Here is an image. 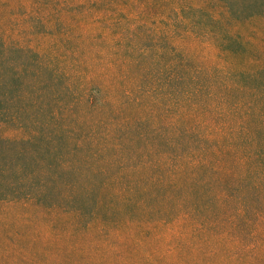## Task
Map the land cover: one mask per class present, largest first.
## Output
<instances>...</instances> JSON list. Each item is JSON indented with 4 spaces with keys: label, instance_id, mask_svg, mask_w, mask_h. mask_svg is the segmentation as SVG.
I'll list each match as a JSON object with an SVG mask.
<instances>
[{
    "label": "trees",
    "instance_id": "obj_1",
    "mask_svg": "<svg viewBox=\"0 0 264 264\" xmlns=\"http://www.w3.org/2000/svg\"><path fill=\"white\" fill-rule=\"evenodd\" d=\"M28 1L25 18L34 16L41 26L49 23L51 30L63 28L53 45L74 40L73 30L85 26L113 40L111 54H119L123 65H138L149 55L160 59L166 51L172 53L173 61L159 63L158 72L144 80L147 82L142 80L149 84L148 88L131 85L120 89L122 99L136 106L142 101V97L132 100L136 93L147 98L153 94L151 105L159 106L163 104L161 97H169L177 89L187 97L205 91L207 99L213 100L216 95L210 84L201 82L206 72L187 74V68H197L190 66L182 50L184 40L193 38L215 51L221 62L214 66V76H221L217 77L219 86L243 94L232 106V114L239 122L235 127L222 124L209 128L207 138L213 139V133L221 132L218 139L199 136L196 147L184 155H173L167 162V178L145 180L151 187L144 195L160 206H180L186 194L190 197L189 210L173 227L190 226L192 235L149 236L157 244L166 241V245L156 257V252H150L148 263L168 264L171 260L172 264H264V0ZM35 1L41 2L42 10L34 9ZM68 19L71 27L65 24ZM13 38L12 30H0V125L15 127L8 136L0 137V201L45 202L54 197L60 185L56 174L59 170L65 171L61 175L67 179L75 173V167L68 164H59L56 170L57 150L51 146L63 139L61 132L67 130L63 124L75 117L77 105L90 110L108 105L114 81L79 69L82 63L75 54L23 48ZM21 54L32 58L33 63L19 60ZM238 61L244 66L234 72ZM145 70L148 72V67ZM234 77L239 81L232 83ZM64 80L69 83L60 91L72 93L73 100L61 103L52 112L50 102L57 95L54 89L60 88ZM175 84L182 90L173 88ZM158 92L161 95L156 97L154 93ZM41 98L46 99L44 104H39ZM217 104L223 108L224 100L219 99ZM145 165L142 162L131 170L141 171L147 168ZM138 183L117 190L104 186L109 196L99 198H108L101 205L111 206L115 201L116 206L130 212L143 207L139 206ZM63 184L62 191L68 192L63 196L67 204L96 199L87 190L81 191L79 197L76 184ZM82 207L71 210L69 217L81 215ZM94 213L98 216L96 210ZM196 216L198 219L192 222ZM92 224H86V229ZM178 256L184 259L174 261Z\"/></svg>",
    "mask_w": 264,
    "mask_h": 264
},
{
    "label": "rangeland",
    "instance_id": "obj_2",
    "mask_svg": "<svg viewBox=\"0 0 264 264\" xmlns=\"http://www.w3.org/2000/svg\"><path fill=\"white\" fill-rule=\"evenodd\" d=\"M28 5V0H0V30H12L13 40L23 48L33 46L49 53L52 50L59 54H75L82 63L79 69L85 68L100 79L113 80L115 88L108 95L110 103L102 108L90 110L83 105L75 106V117L63 124L67 128L61 132L63 139L57 145L52 141L54 144L51 147H55L51 149L57 150L56 170L60 169L59 164L75 167L72 179L63 178L61 174L65 171L56 173L60 185L52 199L45 202L0 201V264H149L148 254L156 252V257L166 245V241L161 240L157 244L149 236L192 235L190 226L173 227L178 224V218L189 210L190 197L186 194L183 198L185 203L180 206H160L151 196L144 195V191L151 187L150 182L145 180L167 178V162L171 157L184 155L196 147V138H207L209 128L222 124L226 128L237 126L239 120L232 114V106L243 94L221 88L217 79L221 76H214V66L221 65L215 51L198 40L187 38L183 43V56L197 71L187 68L186 73L200 75L206 72L201 82L209 83L216 97L208 100L205 91L187 97L177 89L169 97H161L163 104L159 106L151 105L153 94L147 98V95L136 93L132 100L142 97L141 103L137 106L126 103L120 89L131 85L148 88L149 84H143V81L158 72L159 63L173 61L172 53L166 51L160 59L149 55L138 65H123L119 54H111L110 41L113 40L103 38L85 26L73 30L74 40L67 43L57 41L53 45L63 28L51 30L49 23L42 27L34 16L25 18ZM42 7L40 1H35L34 9L42 10ZM65 24L72 26L70 19ZM258 27L263 28L259 24ZM27 57L21 54L19 60L25 59L31 65L32 58ZM243 66L244 62L238 61L234 72ZM147 67L148 72L145 70ZM70 75L73 76V72ZM237 78L234 77L232 83L239 81L240 78ZM66 82L69 83L64 80L62 85L59 84L60 88L54 89L58 96L51 92L55 96L50 102L52 112L61 103L73 100L72 93L60 91L63 85H67ZM175 87L182 90L177 84ZM49 89L53 90V87ZM154 94L156 97L161 95L160 92ZM221 98L224 100L223 108L217 104ZM168 101L180 105L171 102L170 105ZM45 102L46 99H39V104ZM237 113L242 115L243 111L237 110ZM64 116L67 117V112ZM171 124L175 125L172 129L169 128ZM14 128L10 124L0 125V137L8 136ZM220 133H213V139H207L216 140ZM142 162L147 168L138 172L131 170ZM53 176L56 178L55 174ZM138 181L139 206L143 207H136L130 212L116 206L115 201L111 206L101 205L108 198H99L109 196L104 186L117 190ZM63 183L76 184L79 197L83 194L81 191L87 190L96 199L67 204L63 196H67L68 192L62 191ZM80 207L83 208L81 215L69 217L71 210H79ZM198 217L192 218V222ZM90 222L93 224L86 229V224ZM179 259L184 257L178 256L174 261ZM168 261V264L173 262Z\"/></svg>",
    "mask_w": 264,
    "mask_h": 264
}]
</instances>
